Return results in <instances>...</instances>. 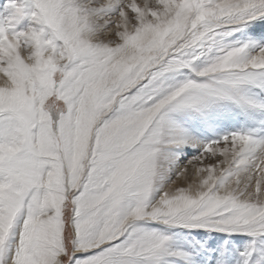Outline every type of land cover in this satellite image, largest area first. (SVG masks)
I'll list each match as a JSON object with an SVG mask.
<instances>
[{"label":"snow or ice","instance_id":"obj_1","mask_svg":"<svg viewBox=\"0 0 264 264\" xmlns=\"http://www.w3.org/2000/svg\"><path fill=\"white\" fill-rule=\"evenodd\" d=\"M0 264H264V0H0Z\"/></svg>","mask_w":264,"mask_h":264}]
</instances>
